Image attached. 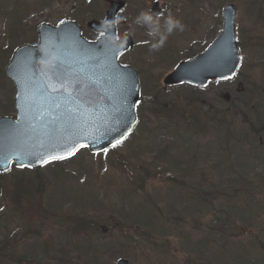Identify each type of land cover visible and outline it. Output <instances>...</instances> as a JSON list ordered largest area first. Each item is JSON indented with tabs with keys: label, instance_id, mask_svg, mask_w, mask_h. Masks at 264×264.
I'll list each match as a JSON object with an SVG mask.
<instances>
[{
	"label": "rangeland",
	"instance_id": "1",
	"mask_svg": "<svg viewBox=\"0 0 264 264\" xmlns=\"http://www.w3.org/2000/svg\"><path fill=\"white\" fill-rule=\"evenodd\" d=\"M127 1L118 30L120 34L128 32L135 46L120 59L135 67L141 76L143 97L138 106L140 121L136 131L107 155L82 148L60 164L43 165L39 170L40 180L30 169L20 172L12 168L0 175V245L4 241L9 252L29 256L31 251L39 250V243L62 240L64 231L58 224L64 217L87 214L122 226L132 224L144 228L145 218H148V229L164 241L160 255L156 254L155 261L159 264H194L199 255L217 264L259 259L260 255L251 251L259 247L255 233L249 231L264 228V214L257 212L264 210V163L261 161L264 146L259 147L262 137L253 133L247 136L245 122L251 119L255 124L264 125V66L258 50L248 47L243 55L241 51V72L234 80L208 83L204 88L177 85L164 89L163 79L181 60L202 52L221 32L224 5L232 3L238 9V41L243 43L248 31L257 32L248 37L264 35L260 31L264 25L258 21L264 0H158L160 15L151 10L154 0ZM9 3V0H0V15L8 14L21 20L37 11L38 22L43 18L53 23L76 19L83 25L99 16V5L101 14L107 9L106 2L101 0H14L16 9L10 12ZM32 37L34 35L25 38ZM5 58L0 54V64ZM187 92L205 97L212 107V112L208 109L210 116H214L210 128L197 136L189 123L176 126L183 120L180 113H169L156 105L159 101L168 108L173 103L180 104L177 98ZM158 93L159 98H152ZM14 94V87L0 68V115L14 113ZM251 108L259 113L252 114ZM216 109L226 111L223 123L218 121L221 115L214 112ZM168 124L170 129L165 130ZM224 136H227L225 145L221 141ZM177 167L184 175H174ZM145 169L155 177L145 180ZM158 171L173 174L170 176L173 181H165V173L160 178ZM20 175L23 184L33 183L35 187L34 183L39 181L43 186L39 193L35 189L32 193V188L27 192L29 196L33 194L34 200L30 201L31 206L23 203V208L15 205L17 201L12 193L16 191L13 183ZM245 175V181L262 184L251 183L247 187L249 191L235 192L233 197L235 185H239ZM178 181L183 183L178 184ZM230 182L233 184L228 188H219ZM257 185L260 188L255 189ZM47 206L51 210L48 211ZM218 212L219 219L215 220L214 213ZM169 219L172 222L169 223ZM199 222L207 230L202 236L195 233ZM173 223L179 227L168 225ZM29 230L39 231L34 237L36 241ZM102 230L107 234L106 225H102ZM213 230L219 232L217 241L224 246L225 255L205 242ZM135 233H129L130 240L136 239L145 248V235ZM199 241H203V247ZM122 245L88 258L92 264H119L121 259L126 260V264H147L145 259L133 262L141 258L142 251L145 257V249L136 251L135 246ZM151 261L149 259L148 264ZM1 264L16 262L4 258Z\"/></svg>",
	"mask_w": 264,
	"mask_h": 264
},
{
	"label": "water",
	"instance_id": "2",
	"mask_svg": "<svg viewBox=\"0 0 264 264\" xmlns=\"http://www.w3.org/2000/svg\"><path fill=\"white\" fill-rule=\"evenodd\" d=\"M108 1L106 18L88 23L102 33L98 39L87 40L75 21L43 24L38 44L22 46L14 53L6 75L16 89V117H0V173L12 164L20 167L19 162L38 168L44 165L43 158L64 154L73 144L86 143L91 153L103 152L101 149L111 148L136 126L139 74L119 59L133 47L134 40L127 33L117 35L116 14L124 1ZM153 11L161 13L158 3ZM236 15V6L227 4L221 33L203 52L179 62L164 77L165 88L180 83L204 86L236 73L241 63ZM57 48L66 54V70L76 73L77 90L71 103L63 94L43 91L46 78L41 69L53 66ZM118 263L126 264V260Z\"/></svg>",
	"mask_w": 264,
	"mask_h": 264
},
{
	"label": "trees",
	"instance_id": "3",
	"mask_svg": "<svg viewBox=\"0 0 264 264\" xmlns=\"http://www.w3.org/2000/svg\"><path fill=\"white\" fill-rule=\"evenodd\" d=\"M258 21L263 23L264 25V9L259 10V14H258ZM260 31L264 32V27H260ZM257 32H253L252 34H255ZM249 33H247L246 35V39L243 41H239V46L240 49L242 51V55L244 54L245 49H247L248 47H255V49L258 50V53L261 56V61H262V66H264V35H254V37H248V35H252ZM193 56V55H191ZM189 56V57H191ZM187 57V58H189ZM241 72V69H239V71L236 73L239 74ZM236 75H234L233 77H230L229 79L234 80V78L236 77ZM227 79V80H229ZM231 80V81H232ZM236 82V81H235ZM213 83V82H210ZM214 83H218L217 81ZM219 83H224V82H220ZM257 84V81H256ZM183 85H189L192 88H202V87H198V86H194V85H190V84H180L178 86H183ZM204 88V87H203ZM156 96L157 98H159V93L156 95H152V98ZM178 101H180V104H176L173 103L171 104V107L168 108V106L164 107L163 103H160V101L158 103H156V105H158L160 107V110H167V112L169 113H180V118H182L183 120H180L177 123V127L180 126L179 124H188L189 126H191V128H193L196 131V136L199 135L200 132L204 133L207 132L208 128H210V124L212 122V120H214V116H210L209 111L211 110L212 112V107L211 104H209L208 99H206L205 97L203 98H199L196 94L191 93V92H187L184 93L181 97L177 98ZM142 103V102H141ZM140 105V104H139ZM138 105V106H139ZM208 109H210L208 111ZM252 114L254 113H259V111H254L252 108ZM139 112V109H138ZM214 112H217V109L214 110ZM164 113V112H163ZM217 113H219L221 116L220 119H218V121H220L221 123H223V118L224 115L226 113V111H218ZM250 116H252L250 114ZM174 118H178L177 116H173ZM173 118V119H174ZM179 119V118H178ZM171 119L169 118L168 121H170ZM188 120V121H185ZM245 122L247 123V129H248V135L247 136H251V134L253 133L254 136L256 137H262L263 138V142H264V134H262V131H264V125H259L258 123L255 124L253 122V120L249 119V120H245ZM166 128V129H165ZM163 129L167 130L170 129L169 124ZM229 138H230V131H227ZM226 132V133H227ZM179 134V133H178ZM164 136V135H163ZM179 137H181V135H179ZM182 140V139H181ZM223 145L226 144L227 141V136H224L223 139H221ZM261 143L259 145V147H263L264 143ZM258 148V147H257ZM229 148H226V150H228ZM108 151L112 152L114 151L113 148L109 149ZM231 152V151H229ZM262 153H263V157L262 160L264 163V148L262 149ZM231 155V153L229 154ZM122 161H125L124 159H121ZM63 160L60 161H54L53 163H62ZM177 165V164H176ZM41 169V168H40ZM40 169H36L33 170L32 172L35 173V177L38 178L40 180V173L39 170ZM26 170V169H25ZM176 172L174 173V175H184L183 173H179V170H181V168L177 167L175 168ZM20 172L22 170H19ZM161 177V175H163V171H158L157 172ZM151 172H147V169H145V180H150L152 179V177H155L153 175H155L154 173L151 175ZM236 174V173H235ZM4 175V174H2ZM156 175V176H157ZM21 176H19V178H17L15 180V182L13 183V185L16 186V191L12 190V193L14 195V199L15 201H17V204H15L16 206L22 207L23 203H27L28 205L31 206V200L33 201L34 199L32 198V195L29 196V194L27 193L28 191L31 190L32 188V193L34 191V189L39 193L42 190V184L39 183H34L35 187L30 185V184H26V183H21L20 179ZM152 176V177H151ZM173 176L170 174L165 173L164 175V180L165 181H173V179L170 177ZM151 177V178H150ZM180 177V176H179ZM247 176H242V180L241 183L238 185H235L236 187H234V194L233 197L235 196L236 193H240V192H246L249 191L247 189V187L251 184V183H255L252 182L250 180L245 181V179ZM245 181V182H244ZM37 182V181H36ZM183 183V182H182ZM181 181H178V184H182ZM248 183V184H247ZM229 184H233L232 182L228 183V184H222L220 185L219 188L221 189H225L228 188ZM258 184V183H255ZM262 183L258 184L261 185ZM258 185L255 187V189L260 188L258 187ZM35 191V194H36ZM236 192V193H235ZM207 200V199H206ZM209 203V201H208ZM37 205V203H36ZM23 208V207H22ZM35 208V206H34ZM49 207L47 206V209ZM37 209L40 210V207ZM46 209V208H45ZM51 210L50 208L48 209V211ZM246 210L249 211V209L246 208ZM41 211V210H40ZM215 211V210H214ZM213 211V212H214ZM245 211V210H244ZM243 211V212H244ZM34 212V211H33ZM257 212L264 214V210H257ZM161 214V213H160ZM220 214V212H218L217 214L214 213V219L218 220L219 218H217V216ZM225 215V214H223ZM245 216V215H243ZM224 219H226L227 217H223ZM177 221H180L179 219H176ZM170 221L172 222L171 219H169V223ZM36 223V222H35ZM177 223V222H176ZM197 228H195V233L197 232L198 234H200L202 236V234L206 233V228L204 227V224H202L201 222L197 223ZM102 225H106L107 227V234H105V232H103L102 230ZM148 225H149V220L148 218H145V228L142 226H134L132 224L130 225H120L115 221H108V220H104V219H97L94 217H89V215L84 214V215H69L67 217H64L63 220H61V223L58 224V226L61 228L62 232L64 231L63 235H62V240H54V241H50V243H39V250L35 251L34 253L29 254V256L27 255H19L17 253L14 252H9V249L6 250V242L3 241V243L0 245V264L1 262H3V259L6 258L8 260H13L16 262V264H92V262L89 260L88 257L93 256L94 254H96L97 252H104L106 249H110L112 247H116V246H120L123 243H125V245L122 246H135V250L137 251L138 249H145V257L144 254L139 253V257L141 258H137V259H133L134 261H137L138 259H145V263L148 264L149 259H152L151 264H159L158 261H155V259L158 257L156 256V254L160 255V251L162 248V245H164V241L161 237L156 236L151 230L148 229ZM168 225H172L174 227H179L176 224H168ZM196 226V224L194 225ZM152 227V225H151ZM35 229L37 230V228L35 227ZM182 229V228H180ZM251 230V229H250ZM139 231H141V234L139 233ZM133 232H136L135 234H139L142 236V234L145 235V248L141 247V245L139 243H137L136 239L132 242L130 239L132 238V234ZM255 233V237H256V244L259 246L251 249L252 254L256 255L259 254L260 258L259 259H243V261L240 264H264V228L263 227H259L256 230H251L249 231V233ZM29 233H31V236L33 238L36 235H39V231L36 232H32L31 230H29ZM219 232H217V230H213V232H211V234H209V240H205V242H210L211 245L214 246V250L217 252H224L225 255V251H224V246H222L218 241H217V236H218ZM199 235V236H200ZM30 236V235H28ZM113 239H111V238ZM122 240L119 242V240ZM116 240V241H115ZM151 240V243H149ZM34 241H36V239L34 238ZM118 241V242H117ZM201 246L198 245L197 243L195 244L196 248H198V246L203 247V241H199ZM132 243V244H131ZM144 246V244H143ZM223 247V248H222ZM199 249V248H198ZM263 251V255L262 252ZM8 252V253H7ZM15 254V255H14ZM6 256V257H5ZM196 258V257H195ZM204 256H197L196 259H194V264H217L214 261H210V258H204Z\"/></svg>",
	"mask_w": 264,
	"mask_h": 264
},
{
	"label": "flooded vegetation",
	"instance_id": "4",
	"mask_svg": "<svg viewBox=\"0 0 264 264\" xmlns=\"http://www.w3.org/2000/svg\"><path fill=\"white\" fill-rule=\"evenodd\" d=\"M13 1L14 0H9L10 12H14L16 9V6L13 3ZM115 1H117V0H115ZM122 1H124V5L118 10V12L116 14V27H117V34L118 35H122L124 33H127V32H123L122 34H120L119 30H118V28H119L118 24L120 23V15H122L124 13L126 6L128 5L127 0H122ZM101 2L102 3L106 2L107 9L109 8L110 3L108 0H101ZM155 3H159V2L156 0L152 1L151 10H152ZM107 9L103 15L100 12L101 8L99 5V13H100L99 16L96 18H93L91 20L103 21L104 18L106 17ZM37 15H38V13H37V11H35L34 13H31V14L26 15L25 17L21 18V20L15 18V17L12 18L8 14H1L0 15V17H1L0 18V30H1L0 31V54L6 57L4 62H2L0 64V68L4 72L5 76H6V68L10 64L11 59H12L14 53L16 52V50L18 48L25 46V45L36 46L38 44V42H39V27L41 25H43V24L58 25V24L65 21V20H63V21H60L58 23H53L54 21H49L48 18H43V20H40L38 22L37 21ZM32 20H34V22ZM66 20H68V19H66ZM91 20H88L85 23V25H83V23L79 22L76 19H74L73 21H76L79 24V26L81 27L82 33L85 35V37L87 39L94 40L102 34H101V32L94 31L91 29V27H89L88 23ZM33 24H34V26H32ZM88 31H90V33H92V34H89ZM27 35H34V37H32V39H26L25 37ZM89 35H93V36H89ZM20 38H22L23 42L19 43ZM24 38H25V40H24ZM126 52H128V51H126ZM9 81H10L11 85L14 87L12 81L10 79H9ZM25 169H29V168H25ZM25 169H21V170H25ZM30 170L33 171L36 169L30 168ZM3 174H6V172Z\"/></svg>",
	"mask_w": 264,
	"mask_h": 264
},
{
	"label": "snow or ice",
	"instance_id": "5",
	"mask_svg": "<svg viewBox=\"0 0 264 264\" xmlns=\"http://www.w3.org/2000/svg\"><path fill=\"white\" fill-rule=\"evenodd\" d=\"M118 55V54H114ZM67 57L66 54L57 48V59L52 67L48 69H41L42 75L46 78L44 92L50 95L63 94L68 102H72L73 93L77 90L76 85L78 81L75 80L76 73L72 71L71 73L66 70ZM43 94V93H42ZM59 107V104L56 105ZM123 142L122 139L116 140L111 147H116L118 144ZM89 147L86 143L73 144L70 149H65L64 154L53 155L51 157H45L41 160V163L46 164L51 160H63L71 156L76 155L82 148ZM105 155H107L108 149H101ZM99 154V153H97ZM18 160V158H17ZM13 161L9 160V163ZM20 167H26L31 165H25L23 162H19Z\"/></svg>",
	"mask_w": 264,
	"mask_h": 264
}]
</instances>
